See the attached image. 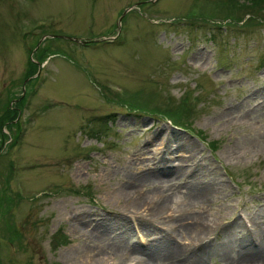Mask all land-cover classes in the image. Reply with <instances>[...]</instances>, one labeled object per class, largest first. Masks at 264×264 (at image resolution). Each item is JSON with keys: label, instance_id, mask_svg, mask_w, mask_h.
I'll list each match as a JSON object with an SVG mask.
<instances>
[{"label": "rangeland", "instance_id": "1", "mask_svg": "<svg viewBox=\"0 0 264 264\" xmlns=\"http://www.w3.org/2000/svg\"><path fill=\"white\" fill-rule=\"evenodd\" d=\"M254 243L264 0H0V264H264Z\"/></svg>", "mask_w": 264, "mask_h": 264}, {"label": "bare ground", "instance_id": "2", "mask_svg": "<svg viewBox=\"0 0 264 264\" xmlns=\"http://www.w3.org/2000/svg\"><path fill=\"white\" fill-rule=\"evenodd\" d=\"M160 173L166 175V174H172L174 177H178L179 174H182L181 170H169V169H161V170H158ZM173 172V173H172ZM156 173V172H155ZM153 174V173H152ZM206 189H203L202 191H205ZM165 239V238H164ZM167 239V238H166ZM159 246H164V247H167L168 251H171V252H180L182 251L183 246L181 245H178L176 243H172L171 241L169 240H165L163 243H160L157 244ZM186 249V248H185ZM245 254L246 255H249V257L253 256L254 259L257 261L256 257H258V260H261V257L260 255H263L264 256V246H260L258 245L257 243H254V247H247L245 249ZM246 258V257H245ZM253 259V260H254ZM264 259V258H263ZM250 260V259H249ZM251 261V260H250ZM245 262V261H244ZM260 262V261H258ZM202 264V262H201ZM244 264V263H243ZM255 264V263H254Z\"/></svg>", "mask_w": 264, "mask_h": 264}, {"label": "trees", "instance_id": "3", "mask_svg": "<svg viewBox=\"0 0 264 264\" xmlns=\"http://www.w3.org/2000/svg\"><path fill=\"white\" fill-rule=\"evenodd\" d=\"M257 0H246L247 3H255ZM186 100V99H184ZM189 112L188 109L186 107H183V108H180V107H167L166 110H165V114H170L172 118H175V126H180L182 128H185L187 129V125H188V122H183L181 120V116L183 115H186V113ZM185 117V116H184ZM186 118V117H185ZM186 123V124H185ZM180 124V125H178ZM211 145V144H210ZM8 242L11 243L12 242V238L9 237L8 238Z\"/></svg>", "mask_w": 264, "mask_h": 264}, {"label": "water", "instance_id": "4", "mask_svg": "<svg viewBox=\"0 0 264 264\" xmlns=\"http://www.w3.org/2000/svg\"><path fill=\"white\" fill-rule=\"evenodd\" d=\"M65 39H68V38H65Z\"/></svg>", "mask_w": 264, "mask_h": 264}]
</instances>
